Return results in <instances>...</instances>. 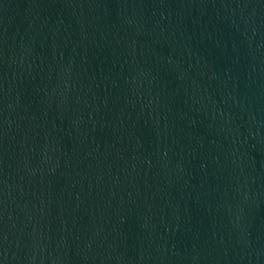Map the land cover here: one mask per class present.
Segmentation results:
<instances>
[{
	"label": "water",
	"instance_id": "95a60500",
	"mask_svg": "<svg viewBox=\"0 0 264 264\" xmlns=\"http://www.w3.org/2000/svg\"><path fill=\"white\" fill-rule=\"evenodd\" d=\"M0 264H264V0H0Z\"/></svg>",
	"mask_w": 264,
	"mask_h": 264
}]
</instances>
